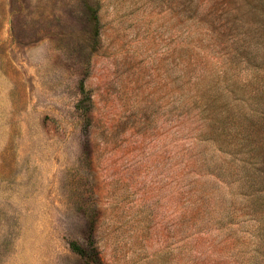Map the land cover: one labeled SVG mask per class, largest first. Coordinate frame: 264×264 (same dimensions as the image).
<instances>
[{"label":"rangeland","instance_id":"374dc122","mask_svg":"<svg viewBox=\"0 0 264 264\" xmlns=\"http://www.w3.org/2000/svg\"><path fill=\"white\" fill-rule=\"evenodd\" d=\"M0 264H264V0H0Z\"/></svg>","mask_w":264,"mask_h":264}]
</instances>
